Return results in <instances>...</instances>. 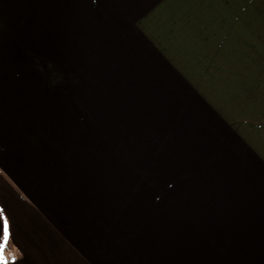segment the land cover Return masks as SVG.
I'll return each instance as SVG.
<instances>
[{"label":"trees","instance_id":"16d2710c","mask_svg":"<svg viewBox=\"0 0 264 264\" xmlns=\"http://www.w3.org/2000/svg\"><path fill=\"white\" fill-rule=\"evenodd\" d=\"M77 34H66L48 51L64 55L60 63L42 71L33 64L28 83L18 78L27 86L22 94L8 89L11 83L5 89L9 114L23 122V130L15 126L27 140L9 150L28 168L31 195L40 198L33 179L44 184L40 203L32 202L56 219L65 207L58 226L82 257L99 259L95 264H102L107 249L123 250L137 232L163 230L156 222L182 225L164 232L186 227L212 243L226 225L229 201L237 195L229 190L239 184L244 158L232 151L231 140L216 136L200 109L176 111L172 119L173 110L195 105L185 96L158 92L140 78L146 71L88 49ZM68 50L76 52L73 62ZM26 142L31 149L23 151ZM34 155L41 156L39 165ZM70 155L74 167L67 171Z\"/></svg>","mask_w":264,"mask_h":264},{"label":"crops","instance_id":"0c3cea01","mask_svg":"<svg viewBox=\"0 0 264 264\" xmlns=\"http://www.w3.org/2000/svg\"><path fill=\"white\" fill-rule=\"evenodd\" d=\"M241 1L249 4L242 6ZM252 1L258 0H52L49 7L60 18L63 11L65 24L60 20V26H67L63 32L82 34L88 49L102 51L109 59L135 66L141 72L146 71L145 74L142 72L144 75L140 78L155 83L158 92L183 95L187 101L195 104L192 108L173 110L175 115H172V119L177 113H194L200 109L199 117L206 113L216 136L225 142V138L231 140L232 151L244 158L246 169L237 176L239 184L229 190L230 194L237 195L229 201L228 216L223 219L226 225L212 236L211 264H264V123L261 128L252 127L253 121L251 113L246 111V103L243 101L238 105L237 101L229 100L231 96L222 89L220 83L221 68L235 61L233 52L238 33L250 31L248 26L252 25V17L262 13V6ZM12 15L10 13L8 17ZM42 32L46 33L47 30L43 29ZM93 33L101 34V38L96 36L92 40ZM68 52L70 62L76 60V52ZM33 55L35 57L36 54ZM63 57L55 58L52 63H60ZM44 58L39 63H45ZM18 69L23 71L20 67ZM20 75V71L7 79L6 75H0V87L12 84ZM5 81L6 84L2 83ZM0 91V112L5 111L4 116L7 117H1V121L9 122L6 132H0L2 244L5 220L8 226L11 222L9 234L13 235V241L16 240L14 233L19 232L20 223L13 225L14 218L8 215L9 205H15L18 210L23 209V204L29 203L31 191L26 164L4 142L6 134H10L13 142L20 138L18 131H14L13 117L6 104L9 90ZM248 132L252 135L261 132L263 155L251 146V142L256 139L251 141ZM44 213L50 219V215L46 211ZM37 214L40 217L39 211ZM16 219L23 221V218ZM57 220L55 218L51 222L58 227ZM52 230L55 232V228ZM47 235L54 236L55 233ZM205 238L204 235L199 236L198 241L205 243ZM71 241L69 248L72 247ZM16 247L19 250L17 253L22 252L19 249L22 244ZM78 250L77 247L75 250L70 249L72 253L75 252V262L84 264L88 260L86 263H89L87 254L82 257ZM9 252L10 261L5 257L8 253H3L5 262L14 264L11 263L12 251ZM52 254L58 257L61 251L55 250ZM25 256L23 252L20 253L18 260ZM19 264L38 262L25 259Z\"/></svg>","mask_w":264,"mask_h":264},{"label":"rangeland","instance_id":"374dc122","mask_svg":"<svg viewBox=\"0 0 264 264\" xmlns=\"http://www.w3.org/2000/svg\"><path fill=\"white\" fill-rule=\"evenodd\" d=\"M256 2L262 6V13L261 15L252 17V21H250L252 25L248 26L249 29L251 28L250 31L238 33L236 48L233 52L235 61L228 62V64L221 68L220 83L222 89L231 96L229 100L237 101L238 105L239 103H243V101L246 103V111L251 113L252 127L255 126L257 128V126H260L261 128V125L264 123V0ZM51 3L52 0H7V2L6 0H0V75H6V79L10 78L11 74L25 70L18 77L25 83H28L30 75L27 73L33 64L37 63L41 65L40 71L43 70V67L46 70L52 67V60L55 61L57 57L48 51L58 48L62 44L65 35L69 32H63L65 28L67 29V26H60V20H62V24H65L63 11H61L62 18L57 17V14L54 15L52 9L49 8ZM246 4L248 5L249 2L241 1L242 6ZM10 13H13V15L8 17ZM43 29H46L47 32L43 33ZM96 36L101 38V34L93 33L91 39L94 40ZM34 44H38L39 47L42 45L44 49L39 48L38 50V47L35 48ZM33 54H36L35 57H32L34 56ZM42 57H45L43 60L45 63H39ZM19 67L23 71L19 70ZM24 82H20L16 78L8 86V89L14 87V91L26 90L27 86ZM2 83L6 84V81ZM6 87L7 84L0 87V89L5 91ZM22 93L20 91V94ZM237 112L238 110L235 113ZM4 114H6L5 111L0 112V132L3 130L6 132V127L9 125V122L1 121V117H5ZM10 115L13 117L14 125L18 124L21 128L20 130H23L25 128L23 122L15 114ZM5 118L7 119V117ZM14 131H18L16 126H14ZM248 133L251 141L254 138L256 139V141L251 142V146L262 154L261 132L256 135H252L251 132ZM18 136L20 138L18 139L19 141H27L22 134L18 133ZM4 142L10 148H19L18 145L15 146L13 144L14 142L10 134L5 135ZM28 144L26 142L25 146L21 147L23 151L31 149V146ZM40 159L41 156L38 159V156L34 155V162L37 165L40 164ZM71 161L72 155H70L69 164H66L69 166V168H66L67 171L70 168L72 169V166L74 167V162L71 163ZM49 168L56 172L53 168ZM46 174L50 175L51 173ZM33 180L35 181L33 188L38 190L37 195L40 194V198L30 194L29 203L25 202L21 210L16 209L15 205H9L8 215L11 214L13 216V225L17 223H20V225L19 232L14 233L16 240L13 241V235L10 233L9 238L11 240L2 243L5 245L3 253H8V255L5 254V257L7 256L8 261H10L9 250H11L13 255L11 256V263L14 264H19V261H24L25 259L38 262V264H78L75 262V252L72 253L70 251V249H76L75 242L71 241L72 247L69 248V236L66 235L62 226L56 228L51 222V220L55 221V217L49 216L50 219H48L44 216L45 213L42 207L39 209L32 202L37 201L40 203L42 192H44L43 182L37 179ZM30 183L33 185V182ZM51 194L47 196H51ZM65 210V207L58 210L57 213L60 217L56 222H63L66 215ZM38 211L40 217H37ZM16 217L23 218V221L21 222ZM38 222H40L39 225ZM48 223L50 224L46 225ZM155 225L161 227L163 230L153 233L137 232L138 234H134L132 241L123 250H117L116 248L113 250L112 248L107 249L105 255L100 256L102 264H211V243L207 240H205V243L198 241L199 234L190 232L189 230L186 231V227L183 229L172 228L178 230L174 234L164 232L166 231V227L175 225L169 224V222H159L158 224L156 222ZM9 226H11V222ZM145 226L149 227V225ZM175 226L178 227L179 225ZM179 227H182V225ZM54 228L55 232L52 230ZM38 233L39 235H37ZM47 233H55V235L48 236ZM36 235L38 238H36ZM41 237L42 239H40ZM118 243L119 241L116 244L118 245ZM21 244L22 247H19V249L26 256L18 260L22 252L17 253L19 250L16 249V246H20ZM52 250H60L61 254L58 257H53ZM122 257L124 258L123 260ZM96 260L99 259L90 256L89 263H86V261L84 264H95Z\"/></svg>","mask_w":264,"mask_h":264},{"label":"snow or ice","instance_id":"6c2138e0","mask_svg":"<svg viewBox=\"0 0 264 264\" xmlns=\"http://www.w3.org/2000/svg\"><path fill=\"white\" fill-rule=\"evenodd\" d=\"M3 239L5 243L9 239V226L6 220L3 222ZM4 246V244H0V264H6L5 258L3 256Z\"/></svg>","mask_w":264,"mask_h":264}]
</instances>
